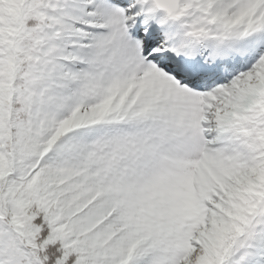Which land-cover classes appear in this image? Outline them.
I'll use <instances>...</instances> for the list:
<instances>
[{"label":"snow or ice","instance_id":"obj_1","mask_svg":"<svg viewBox=\"0 0 264 264\" xmlns=\"http://www.w3.org/2000/svg\"><path fill=\"white\" fill-rule=\"evenodd\" d=\"M0 264H264V0H0Z\"/></svg>","mask_w":264,"mask_h":264}]
</instances>
